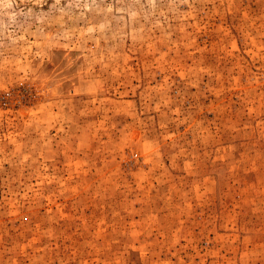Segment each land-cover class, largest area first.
Masks as SVG:
<instances>
[{
	"label": "rangeland",
	"instance_id": "obj_1",
	"mask_svg": "<svg viewBox=\"0 0 264 264\" xmlns=\"http://www.w3.org/2000/svg\"><path fill=\"white\" fill-rule=\"evenodd\" d=\"M0 264H264V0H0Z\"/></svg>",
	"mask_w": 264,
	"mask_h": 264
}]
</instances>
